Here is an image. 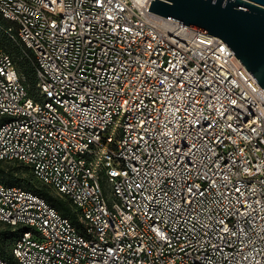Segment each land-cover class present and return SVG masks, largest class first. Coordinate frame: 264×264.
Segmentation results:
<instances>
[{
    "label": "built area",
    "instance_id": "2783aa9c",
    "mask_svg": "<svg viewBox=\"0 0 264 264\" xmlns=\"http://www.w3.org/2000/svg\"><path fill=\"white\" fill-rule=\"evenodd\" d=\"M151 1L0 0V160L75 214L0 179V264H264V89Z\"/></svg>",
    "mask_w": 264,
    "mask_h": 264
},
{
    "label": "water",
    "instance_id": "95a60500",
    "mask_svg": "<svg viewBox=\"0 0 264 264\" xmlns=\"http://www.w3.org/2000/svg\"><path fill=\"white\" fill-rule=\"evenodd\" d=\"M149 10L221 37L264 89V0H152Z\"/></svg>",
    "mask_w": 264,
    "mask_h": 264
},
{
    "label": "rangeland",
    "instance_id": "374dc122",
    "mask_svg": "<svg viewBox=\"0 0 264 264\" xmlns=\"http://www.w3.org/2000/svg\"><path fill=\"white\" fill-rule=\"evenodd\" d=\"M0 22L3 25L11 24V22L9 20L3 19L2 17L0 18ZM0 47L9 50L14 55L16 62H17V66L19 67V70L21 73H23V69L21 67V64L23 62H30L31 64H33L31 59L29 57H27L26 55H24V51L21 48V46H19L11 37H9L1 27H0ZM18 47H19V49H18ZM33 90L36 92L35 86L33 87ZM111 132H113V135H115V137L118 136V132L116 131V129L110 128L108 130V133H111ZM0 165L3 168H5V171H6V173H4V174L0 173V179H2V180L10 178L11 174H14V176L31 177L32 180L37 185L44 186V187L48 188L49 191L54 193V194L57 193L51 187L41 183L33 175L31 169L24 164L17 163V162H10V161H1ZM102 186H103V190H104L106 197L109 200L113 199V197H114L113 196V189H112L111 183L106 178L102 179ZM0 230H11V228H8L7 226H5L3 223L0 222ZM0 246H4L6 248V250L11 248V245L7 244L5 239L0 240ZM10 252H11V249H10ZM10 252L8 251V255L10 254ZM11 258L12 257L10 255V259Z\"/></svg>",
    "mask_w": 264,
    "mask_h": 264
},
{
    "label": "trees",
    "instance_id": "16d2710c",
    "mask_svg": "<svg viewBox=\"0 0 264 264\" xmlns=\"http://www.w3.org/2000/svg\"><path fill=\"white\" fill-rule=\"evenodd\" d=\"M0 14V18H1ZM19 49V47H18ZM7 50V49H6ZM9 51V50H7ZM19 51V50H18ZM10 52V51H9ZM21 67L23 69V74H25L27 83L30 84L32 87L33 93V87L35 86L37 82L36 74H35V67L30 62H23L21 64ZM2 160H0L1 162ZM0 173L4 174L6 173L5 168H3L0 165ZM34 175V174H33ZM6 184L12 185L17 184L24 186L32 191L37 192L38 194L42 195L44 198H46L53 206H55L57 209H59L62 213L65 215L71 217L73 220H75V214L72 210V207L68 200H65L54 193L50 192L48 188L44 186L37 185L31 177H23V176H14V174H11L10 178L3 180ZM9 228V227H8ZM17 236V232L11 230H0V240L5 239L7 244H10L11 247L13 245V240ZM11 249V248H10ZM6 250L4 246H0V254L6 257H10V254L8 255V251Z\"/></svg>",
    "mask_w": 264,
    "mask_h": 264
}]
</instances>
